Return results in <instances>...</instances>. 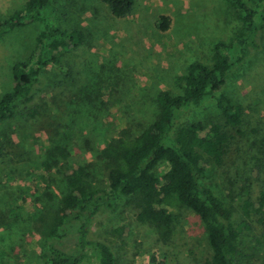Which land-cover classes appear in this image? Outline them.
<instances>
[{"label": "rangeland", "instance_id": "374dc122", "mask_svg": "<svg viewBox=\"0 0 264 264\" xmlns=\"http://www.w3.org/2000/svg\"><path fill=\"white\" fill-rule=\"evenodd\" d=\"M24 4L0 0V19ZM55 6L60 28L82 31L84 40L42 72L32 100L19 102L16 117L0 129L11 134L18 155L0 159V264H41L44 230L66 192V169L89 166L105 182L100 152L108 140L126 127L137 134L146 128L158 114V94H180L177 77L192 63L208 62L215 43L228 42L238 26L225 0H135L124 19L101 0H55ZM162 17L169 19L167 31L158 28ZM43 30L34 23L0 39V100L14 86L13 65L28 61ZM260 42L224 88L245 109L242 134H234L222 166L209 163L203 181L233 207L232 223L248 226L238 242L240 264H264V213L254 211L264 190V32ZM39 107L45 115L31 119ZM197 120L223 124L213 100L180 118ZM56 145L67 148L69 161L49 154ZM176 213L169 245L126 205L100 213L91 237L113 248L116 264H204L211 252L202 222L189 210ZM90 261L99 264L95 254Z\"/></svg>", "mask_w": 264, "mask_h": 264}, {"label": "trees", "instance_id": "16d2710c", "mask_svg": "<svg viewBox=\"0 0 264 264\" xmlns=\"http://www.w3.org/2000/svg\"><path fill=\"white\" fill-rule=\"evenodd\" d=\"M101 2L116 19L131 15L135 6V0ZM225 2L238 23L233 37L228 42H216L208 62L192 63L185 74L177 77L180 94H158V114L140 133L126 127L108 140L100 152L105 182L96 180L89 166L63 173L66 192L44 230L41 264H92L93 254L99 264H116L113 248L93 239L91 230L100 213H116L122 205L137 210V221L153 228L163 245L172 241L180 219L176 211L189 210L202 222L207 235L211 257L204 264H240L236 259L241 255L238 242L248 226H235L233 207L203 181L209 163L222 166L234 134H242L245 109L224 88L228 77L261 47L264 0ZM34 23L44 24V30L28 61L13 65L14 86L0 100V129L16 117L19 102L32 100L42 72L58 67L64 54L84 40L82 31L60 28L55 0H25L20 10L0 19V39ZM158 28L167 31L169 19L162 17ZM209 100L214 101L223 124L180 122L183 113ZM44 115L40 107L29 112L31 119ZM49 154L64 163L71 158L63 145L54 146ZM15 156L12 136L5 131L0 134V159ZM259 202L254 211L264 213V190ZM250 206L248 203L244 207L247 214ZM118 232L122 234L123 229Z\"/></svg>", "mask_w": 264, "mask_h": 264}]
</instances>
